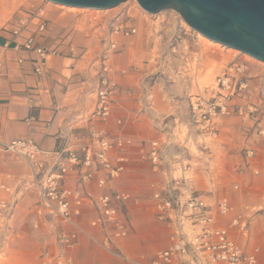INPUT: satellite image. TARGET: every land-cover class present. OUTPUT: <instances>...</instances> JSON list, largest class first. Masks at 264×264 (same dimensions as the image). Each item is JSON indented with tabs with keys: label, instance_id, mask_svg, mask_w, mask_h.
I'll use <instances>...</instances> for the list:
<instances>
[{
	"label": "crops",
	"instance_id": "1",
	"mask_svg": "<svg viewBox=\"0 0 264 264\" xmlns=\"http://www.w3.org/2000/svg\"><path fill=\"white\" fill-rule=\"evenodd\" d=\"M40 8L45 13L43 31L38 30L36 20L19 26L21 20L28 19ZM100 18L102 22L96 23L90 15H70L46 4L0 0V140H30L40 150L52 154L64 144L71 150L92 144V135L96 134L110 140L119 137L131 141L123 151L110 152L112 163L118 156H123L127 162L121 177L108 181L104 188L96 186L98 179L105 178L104 171L97 166L88 183L81 182L83 168L80 165L66 176L64 187L78 192L81 197L76 223L83 232L61 223L38 206L33 191L22 192L12 212L11 240L4 264H150L157 249L167 246L169 229L156 220L150 203L154 187L160 186L163 178L160 173H154L150 162L142 157L149 153L152 141L177 136V124L187 122L185 94L195 92L193 81L188 78V46L182 48L181 44L182 49L175 56L174 50L168 53L166 44L176 34L168 30L151 36L164 42L155 54V46H148L147 32L142 35L138 27L135 35L120 39V48L109 58L110 71L106 74L118 91L110 116L102 121L92 115L93 91L98 83L97 58L106 21L104 16ZM28 37H33L37 45L58 53L48 59L47 69L40 76L34 73L37 57L21 48ZM183 41L187 43V38H181L180 43ZM173 59L176 62L169 66ZM197 59H200L199 54ZM159 69L166 73L164 80L157 75V71L161 73ZM246 78L250 100L257 103L259 98H264L263 94L259 96L262 81L249 72ZM253 125V121L225 118L216 137L204 144L203 152L199 149L200 153L186 156L195 165L194 183L199 194L207 195L206 168L213 172L218 184L228 176L231 181L248 182L250 195L253 191L259 192L256 183L263 184L264 180L254 176L253 171L264 165V137L256 135L257 128ZM178 138L181 140L179 135ZM177 150L174 145L165 152V162L173 159ZM242 150H252L254 157L246 159ZM51 163L48 161V166ZM30 174L29 166L22 159L0 153V186L9 187L13 192L18 180L27 179ZM217 189L218 194L210 198H227L235 213L248 218L246 233L236 234L235 239L240 247L247 244L249 248L257 232L251 222V211L257 206H236L227 193L219 195V185ZM117 192L129 193L132 198L118 207V218L127 229V235L121 239L113 238L114 227L110 223L91 226L101 217L97 198ZM260 192L264 194L263 190ZM10 197L0 188V199ZM133 201L139 203L136 205ZM74 233L73 245L65 248L59 237ZM112 253H120L123 258Z\"/></svg>",
	"mask_w": 264,
	"mask_h": 264
},
{
	"label": "built area",
	"instance_id": "2",
	"mask_svg": "<svg viewBox=\"0 0 264 264\" xmlns=\"http://www.w3.org/2000/svg\"><path fill=\"white\" fill-rule=\"evenodd\" d=\"M124 16H128V12L126 15L123 12L119 17L106 19L104 23L105 33L97 58L98 83L93 91L95 109L92 113L102 121L110 116L112 101L118 91L117 85L106 76L110 71L109 58L118 52L120 39L136 34V28L128 24ZM44 19V10L40 8L28 19L21 20L19 26L24 27L29 21L36 20L38 30L43 31ZM102 20L93 18L96 23H101ZM193 36L200 45L197 35L193 33ZM21 48L37 57L34 61V73L38 76L45 73L48 59L58 56L56 51L37 45L33 37L26 38ZM247 70L246 61L237 59L228 63L215 76L213 84L202 86L195 78L192 79L195 92L188 91L185 94L187 122L177 124V136L172 135L164 141H152L149 153L142 157L150 162L152 171L160 173L163 178L160 186H153L150 203L156 220L169 229L167 246L156 253L150 264H259L258 248L244 251L235 239L236 234L246 233L248 218L242 213H235L227 198H210L216 192L218 183L209 168L204 170L207 195L199 194L194 183L195 165L186 159L192 153L191 147L196 153L199 149L203 152L205 140L216 137L225 118L237 117L243 121L260 122L262 125H259L258 134L264 136V98H259L257 103L251 102ZM92 139V144L84 145L78 150H71L64 144L53 154L40 150L30 140H0V153L15 155L31 170L27 179L18 180V187L13 192L9 187L0 186L11 196L0 199V264H4L5 251L11 240L12 212L24 191H33L37 205L58 218L61 223L83 232L76 223L82 205L81 197L78 192L64 187L66 176L73 167L80 165L83 168L81 182L88 183L92 181L93 171L97 166L105 173V178L96 181V186L102 189L108 181L121 177L127 162L123 156H118L115 163H112L110 152L114 149L121 152L125 146L131 145V141L119 137L110 140L96 134L92 135ZM174 145L178 148L175 157L165 162L163 154ZM253 157L252 150L245 151L246 159ZM48 161L52 162L49 166ZM253 175L264 180V165L254 169ZM233 188L237 190L238 186ZM131 200V195L124 192L98 197L96 204L100 208L101 217L92 222L91 226L95 227L101 222L110 223L114 227V239L125 237L127 229L118 218V207ZM133 203L137 205L139 202ZM75 238L76 233L61 235L59 240L65 248H70ZM112 254L123 258L120 253Z\"/></svg>",
	"mask_w": 264,
	"mask_h": 264
},
{
	"label": "rangeland",
	"instance_id": "3",
	"mask_svg": "<svg viewBox=\"0 0 264 264\" xmlns=\"http://www.w3.org/2000/svg\"><path fill=\"white\" fill-rule=\"evenodd\" d=\"M19 0H14V2L18 3ZM20 1H29L31 3L38 4H46L48 7H53L55 9H58L59 11H63L65 13H69L70 15H90L91 19L93 20L94 17L98 20L101 16L105 17L106 19H111L114 17H119V14L125 12H128V16H124V20L128 22V24H131L136 29L138 27V32L141 31V34L144 35L146 32L148 35V46L154 45L155 48L153 50V53L155 54L157 49H160V47L163 46L164 42L162 39H155L151 38V36L155 35L161 30H168L173 32H176L174 34L173 38L170 39V41L166 44V48L168 49V53H173L174 50V56L177 55L178 51H181V49L185 46H188V52H189V79H196L200 85L207 86L210 84H213V80L216 75H218L221 70L231 61L242 59L245 60L248 66L247 72L251 73L252 75H258L259 79L262 81L260 90H262V93H259V96L261 94L264 95V64L248 57L245 58V55L240 54L238 51H233L231 49L223 48L222 46H215L210 45L208 43L203 42L200 38H198V41L200 42V45L196 43L194 40L195 37L193 36V32L186 26V24L182 21L180 16L174 12V11H165L158 15H148L144 13L136 4L134 0H128L124 4H122L117 9L107 12H92L89 10H71L67 7H55V4H51L48 2H45L43 0H20ZM16 6H14L13 9H15ZM156 32V33H155ZM181 36L182 40H186L187 43L184 41L180 43L181 38H177L176 36ZM167 40V39H166ZM150 42V43H149ZM154 43V44H153ZM182 44V48H180ZM187 52V51H186ZM192 53H197L196 55H192ZM198 54L200 56V59H197ZM199 60V62H198ZM173 63L170 62L168 64L171 66L176 62L174 59L171 60ZM199 64H198V63ZM198 64V66H197ZM163 67V66H162ZM165 69V66L163 67ZM161 70L159 69V72ZM163 80L165 79L166 73L161 71V73H158ZM255 81V80H254ZM262 88V89H261ZM239 119V118H238ZM240 120V119H239ZM244 122L243 120H240ZM253 126L254 128H257V136L264 137L262 135L258 134L259 125H262L260 122H256L253 120ZM210 139H206L205 143H208ZM191 151L193 153H196L195 149L191 147ZM204 151V150H203ZM245 151L242 150L241 154L245 157ZM223 179V178H222ZM220 187V194L224 195V193H227L229 197H232V202L236 206L240 205H250V206H257L256 209L252 210L251 213H253L252 216V223L256 229L257 232L254 234V238L252 240V243L250 247L248 248L247 244L242 245V250L247 251L250 248H258V262L259 264H264V194L260 192V190L264 192V183H256V188L259 190V192L253 191V194H249L250 191H248L249 183L244 182L242 180H233L231 181L229 177H225L219 184ZM237 185L238 189L234 190V186ZM222 190V191H221ZM223 193V194H222ZM218 194V189H216V192L214 195ZM241 244V238L239 240ZM161 248H158L157 251H159Z\"/></svg>",
	"mask_w": 264,
	"mask_h": 264
},
{
	"label": "water",
	"instance_id": "4",
	"mask_svg": "<svg viewBox=\"0 0 264 264\" xmlns=\"http://www.w3.org/2000/svg\"><path fill=\"white\" fill-rule=\"evenodd\" d=\"M105 11L128 0H43ZM148 15L176 12L195 34L264 64V0H134Z\"/></svg>",
	"mask_w": 264,
	"mask_h": 264
},
{
	"label": "bare ground",
	"instance_id": "5",
	"mask_svg": "<svg viewBox=\"0 0 264 264\" xmlns=\"http://www.w3.org/2000/svg\"><path fill=\"white\" fill-rule=\"evenodd\" d=\"M136 2V1H135ZM49 3V2H48ZM137 4V3H136ZM56 6L55 7H65V6H63V5H59V4H55ZM138 5V4H137ZM121 6V5H120ZM120 6H118V7H120ZM118 7H116V8H114V9H111V10H105V11H107V12H110V11H113V10H115V9H117ZM67 8H70L71 10H89V9H83V8H71V7H67ZM89 11H94V12H103V11H97V10H89ZM145 13V12H144ZM147 14V13H146ZM197 35V38H200L203 42H205V43H208V44H210V45H215V46H221L220 44H217V43H214V42H212V41H210V40H208V39H206L205 37H203V36H201L200 34H196ZM223 47V46H222ZM223 48H226V47H223ZM226 49H229V48H226ZM232 50V49H231ZM233 51H236V50H233ZM245 58H248V56L247 55H245L244 56Z\"/></svg>",
	"mask_w": 264,
	"mask_h": 264
}]
</instances>
